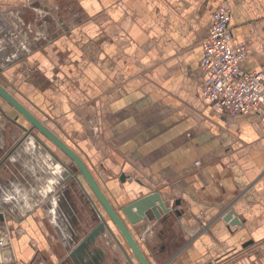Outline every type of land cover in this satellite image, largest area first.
<instances>
[{
	"label": "crops",
	"instance_id": "crops-1",
	"mask_svg": "<svg viewBox=\"0 0 264 264\" xmlns=\"http://www.w3.org/2000/svg\"><path fill=\"white\" fill-rule=\"evenodd\" d=\"M222 3L232 45L249 49L241 67L263 68L264 0H0L43 31L28 54L43 81L28 88L49 87L38 108L67 141L90 130L91 164L109 200L116 206V190L125 203L155 191L180 200L162 218L130 225L152 264H264V122L202 94L204 43ZM46 8L51 14L33 11ZM16 65L8 71L18 77ZM56 185L50 203L31 208L23 194L0 195L7 260L76 264L82 205L72 191L74 211L61 176ZM231 210L236 223L225 220Z\"/></svg>",
	"mask_w": 264,
	"mask_h": 264
},
{
	"label": "rangeland",
	"instance_id": "rangeland-1",
	"mask_svg": "<svg viewBox=\"0 0 264 264\" xmlns=\"http://www.w3.org/2000/svg\"><path fill=\"white\" fill-rule=\"evenodd\" d=\"M33 10V9H32ZM39 16L46 13L51 14L50 9H36L33 10ZM37 31L36 26L29 24L21 7H3L0 5V78L10 88L9 90L23 102L33 113H35L42 121H44L56 134H58L66 143L72 147L86 163L91 164V150H90V130L86 131L85 136H77L74 133L66 134L70 139L67 141L63 130L58 131L57 126L48 114H43L38 104L50 100L51 96L43 93L45 89H49L47 85L36 86L34 90L28 88V85L37 83L42 80L41 74L29 62L28 54L31 52L33 44L42 41L39 33L34 34L33 30ZM26 49V51H25ZM17 64V65H16ZM16 65L19 67L18 77L16 74H10L8 68ZM2 76V77H1ZM43 81V80H42ZM40 81V82H42ZM39 82V83H40ZM28 93V94H27ZM0 105L3 111L13 116L18 112L6 99L0 95ZM50 107L44 108V111H49ZM1 114V112H0ZM1 118V116H0ZM20 121L29 126L31 122L24 116H20ZM89 123V122H88ZM22 125V126H25ZM57 128V130L54 129ZM39 137L46 143L58 156L70 163V157L62 151L54 142L39 130L34 129ZM26 134L23 127L15 126L10 120L0 119V156L5 155L6 151ZM67 138V137H66ZM21 141V140H20ZM69 142V143H68ZM37 143L33 136H29L19 144L16 152L12 154L9 163H5L0 169V195L10 194L11 197H17L23 194V197L29 198L30 205L27 208L36 206L39 203H50L53 194L60 188L57 184V179L63 176V168L60 163L52 158L49 150L44 149ZM8 177V178H7ZM13 179L12 185L5 187L6 180L9 182ZM12 186V187H11ZM20 187V188H17ZM57 186V187H56ZM55 189V190H53ZM51 190H53L51 192ZM9 196V195H8ZM44 201V202H43Z\"/></svg>",
	"mask_w": 264,
	"mask_h": 264
},
{
	"label": "water",
	"instance_id": "water-1",
	"mask_svg": "<svg viewBox=\"0 0 264 264\" xmlns=\"http://www.w3.org/2000/svg\"><path fill=\"white\" fill-rule=\"evenodd\" d=\"M0 95L6 99L12 106H14L17 111H19L27 120L31 122V127L26 129L25 136L31 135L36 136L37 133L32 131V129L39 130L45 136H47L52 142H54L62 151H64L80 168L85 179L88 181L89 185L95 192L100 203L105 208L108 218L102 216L98 206L94 205V200L92 204L99 210L102 218V224H106L109 228L110 234L108 236H113L116 239V245L107 246L106 250L102 247V252L99 254L97 252V239L100 235L103 236L104 228L99 227L94 229L89 237L77 244V246L72 250L71 257L76 264H152L150 259L147 257L143 249L141 248L138 240L134 236L130 225L138 224L141 220L148 219H160L163 214H169L175 205H178L180 200L174 202L167 201L163 197L160 191H155L151 193H146L140 197H136L131 201L125 203L124 192L117 191V203L116 206L111 202L103 190L101 184L97 181L96 177L92 174L91 170L87 166L84 159L77 153L72 147H70L66 141H64L58 134H56L44 121H42L35 113L32 112L23 102H21L6 86L0 82ZM0 110L3 111L0 105ZM5 112V111H4ZM38 135V134H37ZM67 166V165H66ZM127 174L124 172L121 174L120 179L125 181ZM82 188L85 190L86 194L90 197V192L83 185L82 181L79 179ZM180 213V210H176ZM234 212L231 210L226 216L225 220L231 221V223H236L238 219L233 220ZM238 218V217H237ZM169 219V220H168ZM165 220L170 222V218L166 217ZM114 226V227H113ZM114 228H117L127 240L131 253L122 244L119 236L116 234ZM112 233V234H111ZM123 251V256L121 259L116 260L114 256ZM133 255V256H132Z\"/></svg>",
	"mask_w": 264,
	"mask_h": 264
},
{
	"label": "built area",
	"instance_id": "built-area-1",
	"mask_svg": "<svg viewBox=\"0 0 264 264\" xmlns=\"http://www.w3.org/2000/svg\"><path fill=\"white\" fill-rule=\"evenodd\" d=\"M231 39V8L222 3L213 12V24L204 43L203 97L230 115L251 112L264 122V67L244 70L241 62L249 49L232 45ZM5 244L6 237L0 231V264H20L3 255Z\"/></svg>",
	"mask_w": 264,
	"mask_h": 264
},
{
	"label": "flooded vegetation",
	"instance_id": "flooded-vegetation-1",
	"mask_svg": "<svg viewBox=\"0 0 264 264\" xmlns=\"http://www.w3.org/2000/svg\"><path fill=\"white\" fill-rule=\"evenodd\" d=\"M0 111H1V114L6 116L8 118V120H10V122L13 123L15 126H17V127L20 126V127L24 128V126H22V125H25V124H23L19 118L20 116H23V115L19 111L14 116H13L12 112L10 114H8L7 112H4L2 110H0ZM31 125L32 124H29V126L25 125L27 127V130L31 127ZM25 131H26V129H25ZM32 131H34V129H32ZM30 134L31 133H29L28 136L24 135L23 137H21L17 141V144L15 143V145L11 146L6 151L5 155L0 156V163H2V164L3 163H9V161L11 160L12 154H14V152H16L19 144L22 142V140H24V137L26 140L27 138H29ZM37 134H36V136L33 135V137L35 138V141L37 143L41 144V146L43 145L42 147L44 149L46 148L47 150H49V152L52 155V158L54 160H56L57 162H59L61 167L63 168V176H61V178H62V181H64V183H66V185H64L62 191L67 195L68 198H71V199H69V202L72 204L74 211L76 212V209L74 207L77 206V203L74 201L78 200L82 205V209L78 210L77 214L74 215V217H73V223L76 227V230H74L75 231L74 237L76 239L75 241L77 242V244L82 242V241H85V239L87 237H89L88 235H90V233L94 229L99 227L100 229L104 228L105 232L103 233V236H101L102 235V233H101L100 238L97 239V242H96L97 243V252L99 254H101V252H102L101 247L104 250H106L107 246L113 245V244L116 245V239L112 235L108 236V234H110L109 228H107V225L105 223L102 224V218H101V215L99 213V210H97V208L95 206L93 207L92 200H94V205L98 206V208L100 209L102 216L108 218L107 212H106L105 208L102 206V204L100 203L98 197L96 196L95 192L93 191V189L89 185L88 181L83 176V174L80 171V168L77 165V163H75L71 158L70 159L72 161L70 163H67L65 159L58 156V154L54 150H52L46 143H44V141ZM87 166L91 170L92 174L96 177L97 181L101 184L104 192L106 193V191L104 189L107 186L105 180H102V181L98 180V178L95 174V170H94L95 167H93L92 164L87 163ZM0 169H1V167H0ZM79 179L82 181V183L86 187V189L90 192V194H91L90 197L86 194L85 190L82 188V186L79 182ZM72 191H75L78 194L76 200H74V201L72 200L73 199L72 198ZM59 196H63L61 192L59 193ZM61 203H62L61 205L66 207L65 202L63 203L61 201ZM67 206H68V204H67ZM168 220H164V221L166 222ZM114 230L116 231V234L119 236L122 244L131 253L132 252L131 248H130L127 240L124 238L123 234L117 228H114ZM166 243H167L166 241L161 242L160 249H162L161 250L162 252H163L164 247H166ZM123 254H124L123 251L120 250V253L117 254L116 256H114V258L116 260H119L122 258Z\"/></svg>",
	"mask_w": 264,
	"mask_h": 264
}]
</instances>
